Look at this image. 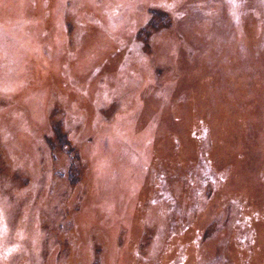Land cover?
I'll use <instances>...</instances> for the list:
<instances>
[{"label": "rangeland", "instance_id": "obj_1", "mask_svg": "<svg viewBox=\"0 0 264 264\" xmlns=\"http://www.w3.org/2000/svg\"><path fill=\"white\" fill-rule=\"evenodd\" d=\"M0 264H264V0H0Z\"/></svg>", "mask_w": 264, "mask_h": 264}]
</instances>
